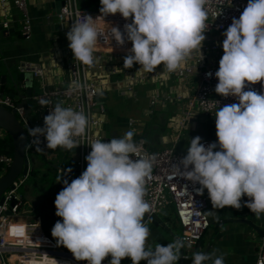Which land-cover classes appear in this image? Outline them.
Masks as SVG:
<instances>
[{
	"label": "clouds",
	"instance_id": "9594fccd",
	"mask_svg": "<svg viewBox=\"0 0 264 264\" xmlns=\"http://www.w3.org/2000/svg\"><path fill=\"white\" fill-rule=\"evenodd\" d=\"M207 2L100 0L99 11L104 17L120 14L131 20L123 31L117 26L109 32L119 45L126 40L132 44L124 68L139 64V71L151 73L163 65L172 73L206 39ZM96 19L84 15L81 20L78 14L66 34L75 61L86 66L94 64L96 45L103 35ZM223 36L215 92L235 97L239 103L226 104L215 112L216 142L206 146L202 137L191 138L187 154L173 167L181 177L200 186L199 194L207 190L213 209L247 207L259 218L264 214V94L245 88L264 81V0H248ZM75 87L83 85L76 82ZM88 124L83 112L57 103L44 117L43 127L30 128L28 134L37 151L44 149L41 137L47 149L71 150L78 147L75 138L86 134ZM133 136L130 130L108 142H91L86 170L71 182L64 179V172L60 181L64 187L54 202L62 221L51 231L58 245L66 247L77 261L102 264L110 256L109 264H121L125 258L132 264H178L181 259V249L186 246L181 238L157 244L154 250L146 248L150 229L144 218L151 211L145 200L146 182L156 157L133 159L140 151ZM71 171L67 169V173ZM245 196L247 200H243ZM215 253H194L192 264H224V255ZM258 264H264V257Z\"/></svg>",
	"mask_w": 264,
	"mask_h": 264
},
{
	"label": "crops",
	"instance_id": "0c3cea01",
	"mask_svg": "<svg viewBox=\"0 0 264 264\" xmlns=\"http://www.w3.org/2000/svg\"><path fill=\"white\" fill-rule=\"evenodd\" d=\"M26 1L33 26V34L27 40L20 34L19 11L11 0H0V79L7 76V68H16L20 73L17 66L19 61L24 60L38 64L43 69L47 88L67 85L70 82V42L65 32L66 25L59 23L56 18L54 0ZM77 7L82 10H99L101 4L100 1L91 3L77 0ZM4 21L8 23L6 28L1 24ZM130 22L131 20H127V23ZM205 35L206 39L201 47L193 50L183 66L172 73L167 72L163 65L151 73L139 71V64H134L130 69L124 68V57L132 47L130 41L128 51L124 55L96 53L90 76L98 86V93H102L97 101L104 108V114L101 116V130L105 138L103 141L123 137L131 130L134 131V142H137L139 137H144L148 147L153 150H162L173 145L178 150L179 132L184 129L196 133L202 139L213 141V137H216L215 120L201 117L197 110L189 105L202 67L219 66L224 54L223 37L215 32ZM212 46L217 48L213 49ZM186 68H189L190 72H186ZM19 83L17 88L8 80L5 84L0 83V93H13L11 97L14 100L24 101L27 99L26 87L23 89L21 82ZM37 88L34 82L33 91L37 92ZM155 114L158 119L154 123ZM178 151L185 153L184 150ZM57 169L67 172L64 168ZM67 175L66 173L65 176ZM60 181L53 184V187H56L54 190L58 188L59 192L64 187ZM203 193L208 196L205 190ZM47 200L50 203L53 201L51 218L55 217V225L58 220L62 221V218L56 215L54 194L47 196ZM169 212L170 216L163 208L153 220L145 222L150 229L146 248L154 250L157 244L167 245L179 238L181 228L172 206ZM208 216L209 227L214 225V229L206 236L205 231L192 250L190 249L188 258L181 256L178 264H192L194 253L213 250H216V255H224V264H254L259 249L258 237L262 233V215L258 218L246 207L240 210L231 207H210ZM38 217L42 219L40 215H36L32 220ZM110 259L109 256L102 264H109ZM121 264H132V261L125 258ZM141 264L147 262L141 261Z\"/></svg>",
	"mask_w": 264,
	"mask_h": 264
},
{
	"label": "built area",
	"instance_id": "2783aa9c",
	"mask_svg": "<svg viewBox=\"0 0 264 264\" xmlns=\"http://www.w3.org/2000/svg\"><path fill=\"white\" fill-rule=\"evenodd\" d=\"M11 2L20 13L21 36L26 40L30 39L33 34V26L27 1L11 0ZM247 3L243 0H208L205 5L208 14L205 32H215L225 39L223 32L231 25L233 18L238 19L240 17ZM78 14L81 20H83L84 15L97 18L95 23L100 32L103 33L97 42L94 57L96 53L115 55L127 53L129 41L126 40L125 44L121 46L109 35L110 27L118 26L123 31L127 20L120 14L104 17L99 10L79 9L77 0H63V5L56 13V18L59 23L66 25L65 32H68L72 22L78 18ZM1 24L5 28L8 26L6 21ZM212 48L216 49L217 46H212ZM68 50L71 57L69 63L70 82L67 85L47 88L43 79V69L38 64L21 60L17 66L18 70L31 72L33 77L39 80L40 91H32L31 95L27 97L26 107L10 95L0 93V106L9 111H14L16 119L26 131L25 157L28 161V152L37 150L32 144V137L29 136L28 130L36 126L43 127L44 117L57 103L83 112L87 116L89 124L86 134L83 137L75 138L78 147L71 150L57 148L63 152L66 151L71 156L76 165L78 178L87 168L85 157L91 152L89 144L96 140L103 141L105 139L101 130L103 123L101 116L104 114V108L97 101L98 86L90 76L92 66H86L75 61L72 51L70 48ZM218 69L219 66L202 67L189 101L190 107H194L201 117L214 120L215 112L219 107L239 103L235 97H223L215 92L218 83L215 72ZM185 71L190 72V69L186 68ZM209 72L212 73L211 77L207 75ZM76 82H79L83 87L77 89L75 87ZM21 87L25 89V80L21 81ZM248 90L264 94V81L254 85L249 84L245 88V91ZM41 100H46L49 103L42 105ZM183 123H181L182 127L184 126ZM3 134L0 133V135ZM41 140L43 143L40 146L44 148L41 152L50 155L54 150L47 149V142L43 137ZM202 142L207 146L213 141L202 139ZM136 143L139 145L140 151L139 156H133V159L153 154L156 157L151 176L147 178L146 182L145 200L151 205V211L145 214L144 222L153 220L161 209L172 206L181 228L179 238L186 242V246L182 248V257H188L189 250L200 240L209 227L210 220L206 213L207 197L204 193L203 195L199 194L197 189L200 186L198 184H193L181 177L179 171L173 167L186 155L185 153L179 152L174 145L162 150H153L148 147L144 137H139ZM11 161L12 155L0 153V169H3L5 173ZM26 176L27 174L24 175V177ZM22 182L16 178L0 196V264H87V261H77L67 248L58 245L52 233L51 235L45 233L41 229L40 217L35 220L24 219L22 216L23 199L17 192L19 184ZM247 199L248 197L245 196L244 200ZM262 215V234L254 264H258V260L264 257V214Z\"/></svg>",
	"mask_w": 264,
	"mask_h": 264
},
{
	"label": "rangeland",
	"instance_id": "374dc122",
	"mask_svg": "<svg viewBox=\"0 0 264 264\" xmlns=\"http://www.w3.org/2000/svg\"><path fill=\"white\" fill-rule=\"evenodd\" d=\"M14 74L17 75L16 68L12 69ZM36 88L39 85V80H36ZM37 92L40 91V85L37 88ZM153 122L155 123L158 119L157 114L154 115ZM167 129V128H165ZM167 131V130H166ZM0 133H5L3 129L0 128ZM180 138L178 143V150L187 152V146L190 143L191 138L197 136L196 133L190 132L188 129H184L179 132ZM218 137H213V142H216ZM187 154V153H186ZM29 158V169L27 172V176L20 174L17 179L18 181L22 180V184H19L17 192L21 195L23 199V208H22V216L25 220L35 218L36 214H40L42 217L41 221V229L51 235L52 228L54 227V218H51V214L54 210L53 201L51 203L47 200V196H52L56 199L59 191L58 188L54 190L56 187H53L58 180L60 181L61 178L64 176L65 171H58L57 168L53 167L56 165L60 168L64 169H72L71 173H67V176H64V179L72 180L77 178V170L75 162L72 161L71 156L67 154V152H63L61 149L54 150L50 155H45L41 151H30L28 152ZM6 168V167H5ZM4 168V169H5ZM5 173L3 169H0V177ZM56 191V193H54ZM207 192V190L205 189ZM208 207L206 209V213L210 211V207H212L211 201H209L208 196ZM43 204V207H41ZM32 206L34 208L32 209ZM167 213L170 216V206L165 207ZM263 217V215L261 216ZM262 219V218H261ZM263 222V220H262ZM214 229V225H211L207 228L205 235H208L211 230ZM258 242L260 244V236L258 237ZM192 250V249H191ZM190 251V250H189Z\"/></svg>",
	"mask_w": 264,
	"mask_h": 264
},
{
	"label": "water",
	"instance_id": "95a60500",
	"mask_svg": "<svg viewBox=\"0 0 264 264\" xmlns=\"http://www.w3.org/2000/svg\"><path fill=\"white\" fill-rule=\"evenodd\" d=\"M248 2V0H243ZM63 5V0H54V10L59 12L60 7ZM6 77H1V84H5L6 80L14 87L19 86V82L25 80L26 96L29 97L33 91V84L36 79L31 72H20L17 75L14 74L11 68H7ZM8 78V79H6ZM102 93H98L97 98L101 97ZM13 97V93H10ZM26 97V98H27ZM28 99L20 101V104L26 107ZM0 128L3 129L12 139V161L8 167L6 173L0 177V196L11 183L20 175H26L29 169V161L25 157V144H26V131L18 122L15 117L14 111H9L0 106ZM55 168H58L55 166ZM262 234V233H261Z\"/></svg>",
	"mask_w": 264,
	"mask_h": 264
},
{
	"label": "trees",
	"instance_id": "16d2710c",
	"mask_svg": "<svg viewBox=\"0 0 264 264\" xmlns=\"http://www.w3.org/2000/svg\"><path fill=\"white\" fill-rule=\"evenodd\" d=\"M85 1L93 3V2H99L100 0H85ZM12 150H13L12 139L5 132L3 135H0V153H6L12 155ZM41 207H43V204H41ZM36 215L38 216L40 214L38 213Z\"/></svg>",
	"mask_w": 264,
	"mask_h": 264
}]
</instances>
